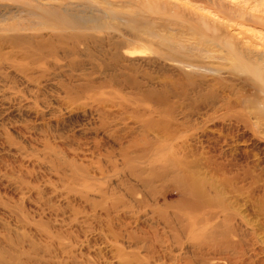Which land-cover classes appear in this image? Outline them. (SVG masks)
I'll return each instance as SVG.
<instances>
[{
	"label": "rangeland",
	"instance_id": "1",
	"mask_svg": "<svg viewBox=\"0 0 264 264\" xmlns=\"http://www.w3.org/2000/svg\"><path fill=\"white\" fill-rule=\"evenodd\" d=\"M263 69L264 0H0V264H264Z\"/></svg>",
	"mask_w": 264,
	"mask_h": 264
},
{
	"label": "bare ground",
	"instance_id": "2",
	"mask_svg": "<svg viewBox=\"0 0 264 264\" xmlns=\"http://www.w3.org/2000/svg\"><path fill=\"white\" fill-rule=\"evenodd\" d=\"M58 19V18H57ZM80 19V18H79ZM61 20V19H60ZM60 22V21H59ZM62 22V21H61ZM65 23V22H64ZM71 23V22H70ZM79 23H81V22H79ZM72 24V23H71ZM85 27V26H84ZM257 70V69H256ZM263 71H264V69H263ZM262 70L259 72H257V75H256V77L259 79V82H260V84H262V85H260L259 84V88L261 89V91H262V94L264 95V72H263ZM260 112V111H259ZM263 111L261 110V112L260 113H262ZM263 114V113H262ZM171 165L170 166H172V168H170V167H167L168 169L167 170H164V171H161V170H159V172H158V170H157V167L158 166H155V167H152V169H154L153 171L154 172H158L157 173V177L159 178H162V179H165V178H167L169 175L170 176H172L174 179H175V181L177 182V183H179V185L180 186H183L184 185V187H185V184H186V182H187V179L185 180L184 178H183V176L184 175H182V174H180L179 173V171L177 172L176 170H175V168H174V164L173 163H170ZM185 177V176H184ZM185 183V184H184ZM187 183H190V182H187ZM188 185H186V187H187ZM191 186H193V185H191ZM194 186H195V183H194ZM194 186H193V188L192 189H195L196 191H197V188H194ZM196 187H199L198 185L196 186ZM200 188V187H199ZM198 188V189H199ZM196 191H195V193H196ZM199 191H197V193H198ZM198 194H196V196H197Z\"/></svg>",
	"mask_w": 264,
	"mask_h": 264
}]
</instances>
